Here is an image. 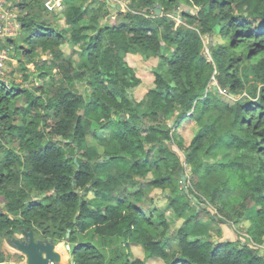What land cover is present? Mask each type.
<instances>
[{"label": "trees", "instance_id": "trees-1", "mask_svg": "<svg viewBox=\"0 0 264 264\" xmlns=\"http://www.w3.org/2000/svg\"><path fill=\"white\" fill-rule=\"evenodd\" d=\"M44 1L20 0L26 47L15 44L41 85L0 82V237L64 241L73 264H264V0H126L105 24V0H61V28ZM181 2L195 10L166 24ZM129 52L162 60L144 101ZM186 120L198 129L185 146ZM154 189L181 220L172 233ZM244 220L252 242L211 239Z\"/></svg>", "mask_w": 264, "mask_h": 264}, {"label": "rangeland", "instance_id": "rangeland-1", "mask_svg": "<svg viewBox=\"0 0 264 264\" xmlns=\"http://www.w3.org/2000/svg\"><path fill=\"white\" fill-rule=\"evenodd\" d=\"M43 1V0H40ZM96 1V0H95ZM107 1V0H105ZM91 2V1H90ZM89 2V3H90ZM95 2H93L94 4ZM110 4H107L104 6L105 12L109 13V17L107 16L106 18H99V23L100 24H105V23H113L114 22V16L116 10L121 11L122 13H125L128 8H127V3L128 1L126 0H109ZM116 3H119L121 6L116 7ZM111 4H114L115 6H110ZM161 8V13L162 14V9L163 6L160 4L158 1L155 3L154 8ZM181 10H189L190 12H193L195 10V7H188L185 3H180L177 4L172 12L167 14L166 16V24H169L171 22L174 23V27L177 26L178 24L183 23V18L180 17L179 12ZM142 11V10H141ZM48 14L47 16L50 17V20L52 21V13L56 14L54 17V24L57 27H64V21L62 19V15L60 14L59 10H48L46 11ZM49 13H51L49 15ZM154 13V9H153ZM154 15L157 16V14L154 13ZM23 30V29H22ZM22 32V31H21ZM21 33L17 34L15 43L11 44V48L8 50V55L7 59L4 61L5 63V68L4 72L8 76V83L9 86L11 87V83L13 84H18L22 87L29 88L31 91L33 90L34 86L41 85V81L39 79V72L35 70V67L32 63H28L25 67L24 70H21V62L23 61V56L20 54V49L16 48V45H19L21 47H26V44L22 42L21 38L19 39V36ZM19 39V40H18ZM214 39V37H213ZM215 39H219L217 36H215ZM205 44L207 47V42L209 40L208 36L204 38ZM163 45V43H162ZM76 46H72L69 43L63 44L62 49L65 53H69L73 48ZM125 56L126 57V62L128 65L132 68V70L135 72L136 76H138L141 79V83L139 86L134 87L131 90V95L134 100L137 101H144L145 99V91L147 89L154 88V77H153V68H157L159 65H161L162 60L161 58H153L148 59V62L145 61L143 56L139 53H131ZM165 53V52H164ZM128 54V53H127ZM74 62L76 64L81 62L79 54H75L73 56ZM26 77V78H25ZM47 81L52 82V77H48ZM212 85H215V81L212 83ZM213 90H216L217 87L213 86ZM216 95L218 97H223L227 99L224 95V92L221 89H217ZM22 105L21 101L17 102V106ZM172 118L169 119V122H171ZM197 125L194 120H186L183 122V124L179 127L178 132L179 136L176 138L178 142H180L183 145H188L191 138L194 136V134L197 131ZM103 132V131H102ZM101 132V133H102ZM88 144L94 145L95 141L94 138L91 135L86 136ZM176 149V147H175ZM148 178L151 177L150 173L147 176ZM151 195L154 196V204L157 208L163 209L162 212L165 211V205L166 202L164 199L160 196V191L157 189H154L151 191ZM0 210L4 211V199L2 195H0ZM166 219L168 221V233H172L175 231V229L181 224V220H177L174 217H172V214L170 211H165ZM248 222L246 220L242 222H237V223H231V224H225V223H218L215 225V229L210 230L209 233L211 234V239H236L239 238L240 240H248L249 242H252L250 237H248L246 233V225ZM216 229H219V233H217ZM18 236H20V233L14 232ZM9 236H4L0 237V244L2 250L6 251L8 254L7 256V261L3 262L1 264H25V256L20 253L16 252L14 249H11L7 243H6V238ZM65 243L64 241H57L56 249L59 250L62 253V262L60 264H73V261H71V256L70 253L71 251L65 249ZM262 251L261 254H264V244L260 246ZM108 249V247L106 248ZM132 254L129 256L130 259L134 257H143V250L141 249L140 246L138 245H131L130 246ZM13 255V256H12ZM106 259L108 260L111 255L110 253H106ZM148 264H162V262L158 259H151L149 260Z\"/></svg>", "mask_w": 264, "mask_h": 264}, {"label": "water", "instance_id": "water-1", "mask_svg": "<svg viewBox=\"0 0 264 264\" xmlns=\"http://www.w3.org/2000/svg\"><path fill=\"white\" fill-rule=\"evenodd\" d=\"M111 6L115 5L111 4ZM120 6L119 3H116V7ZM154 13L160 15L161 8H154ZM230 97H233L232 94ZM239 97L240 95H236V98ZM201 206L205 207L206 205L201 204ZM66 236H69V231H67ZM5 240L11 249L25 256V264H60L62 262V253L56 249L57 243L55 240L51 238H38L35 236L33 230L27 231L21 229L20 236L14 233Z\"/></svg>", "mask_w": 264, "mask_h": 264}, {"label": "built area", "instance_id": "built-area-1", "mask_svg": "<svg viewBox=\"0 0 264 264\" xmlns=\"http://www.w3.org/2000/svg\"><path fill=\"white\" fill-rule=\"evenodd\" d=\"M20 0H0V82L10 89L8 76L4 72L8 50L11 42L16 39L17 34L22 31L20 16H24L26 11L20 8ZM61 0H45L44 6L47 10H60ZM65 249L70 251V245L65 243Z\"/></svg>", "mask_w": 264, "mask_h": 264}, {"label": "crops", "instance_id": "crops-1", "mask_svg": "<svg viewBox=\"0 0 264 264\" xmlns=\"http://www.w3.org/2000/svg\"><path fill=\"white\" fill-rule=\"evenodd\" d=\"M91 2H92V1H91ZM105 2H106V5H107V4H110V3L107 2V1H105ZM97 5H98V1H96V2L93 4V6H95V7H97ZM110 6H111V5H110ZM116 11H117V10H116ZM108 17H109V16H108ZM62 19H63V21H64V18H63V17H62ZM63 23H64V22H63ZM64 25H65V24H64ZM129 54H130V53L126 54V56L129 55ZM125 60H127L126 57H125Z\"/></svg>", "mask_w": 264, "mask_h": 264}]
</instances>
